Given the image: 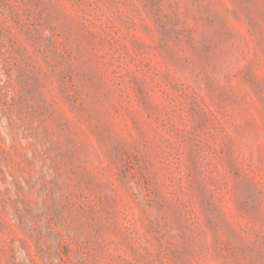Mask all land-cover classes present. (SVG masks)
Returning a JSON list of instances; mask_svg holds the SVG:
<instances>
[{"label": "rangeland", "instance_id": "1", "mask_svg": "<svg viewBox=\"0 0 264 264\" xmlns=\"http://www.w3.org/2000/svg\"><path fill=\"white\" fill-rule=\"evenodd\" d=\"M0 264H264V0H0Z\"/></svg>", "mask_w": 264, "mask_h": 264}]
</instances>
